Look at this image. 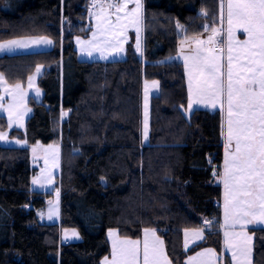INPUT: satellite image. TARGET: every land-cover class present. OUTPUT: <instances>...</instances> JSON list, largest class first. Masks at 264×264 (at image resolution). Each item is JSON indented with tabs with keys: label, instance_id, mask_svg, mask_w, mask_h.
Listing matches in <instances>:
<instances>
[{
	"label": "trees",
	"instance_id": "obj_1",
	"mask_svg": "<svg viewBox=\"0 0 264 264\" xmlns=\"http://www.w3.org/2000/svg\"><path fill=\"white\" fill-rule=\"evenodd\" d=\"M142 2L143 54L132 32L125 59L89 62L79 59L74 38L92 30L90 0H0V43L49 37L55 46L0 55L10 84L25 83L37 66L47 69L43 100L32 102L25 133L12 134L30 144L61 143V224L40 219L54 193L32 189L30 149L0 146V264H100L111 252L110 229L132 238L156 229L173 263L183 264L184 231L221 220L223 189L213 173L224 159L223 113L185 115L189 92L179 58L183 38L219 26L221 0ZM146 80L161 84L147 144ZM62 228H78L82 240L61 244ZM212 228L207 243L220 249L222 230ZM253 233V264H264V228Z\"/></svg>",
	"mask_w": 264,
	"mask_h": 264
},
{
	"label": "snow or ice",
	"instance_id": "obj_2",
	"mask_svg": "<svg viewBox=\"0 0 264 264\" xmlns=\"http://www.w3.org/2000/svg\"><path fill=\"white\" fill-rule=\"evenodd\" d=\"M134 4L128 10L129 3ZM93 7L99 8L96 14V31L92 39L85 42L77 39L81 51L101 53L102 58L124 52L123 42L127 40L126 31L134 27L137 33L136 49L141 50L139 33L143 21V5L140 0H123L122 3L97 4L93 0ZM116 10V22L109 18L108 10ZM227 13V55L225 49L217 44L216 37L220 29L212 28L206 40L200 37H191V43L196 45L191 55H184V45L188 37L181 41V56L188 69V90L190 100L188 108L193 103L210 104L212 108L220 107L225 111V159L223 175L220 177L224 186V220L225 228L241 225L239 233H224L225 246L232 251V257L237 264H250L252 237L244 229L247 225H264V0H227L221 4ZM123 12V16L119 13ZM203 15H207L206 12ZM223 23V20H221ZM177 27L183 28L177 23ZM242 29L247 34L243 42L235 38L237 30ZM205 30L209 29L205 26ZM123 38V40L121 39ZM87 44V48L84 46ZM32 44L52 45L53 41L47 37H38L28 40H10L0 44V51L27 48ZM141 54L142 51H141ZM41 66L35 69V75L28 78V88L35 85V78L41 74ZM0 85L4 93L11 96L12 103L4 111L8 112L9 127L16 124L23 126V116L30 109L18 110L16 103L19 97L23 101L26 92L21 83L9 86L3 74H0ZM158 87V82H153ZM36 95L40 89H35ZM4 97L0 96V108H3ZM145 118L144 138L148 136L147 121V85L145 87ZM7 132L0 131V141H6ZM20 143L19 140L16 141ZM52 148L53 146H49ZM35 152V149H33ZM58 157V149L56 156ZM47 163V161H46ZM51 182V172L47 175ZM39 181L34 179L33 183ZM59 192H57V197ZM51 204V201L49 202ZM58 213V209H57ZM49 219L53 218L50 209ZM203 230L194 233L196 237L203 238ZM73 236L77 234L72 233ZM115 236V233H110ZM151 236V240H149ZM185 236H188L187 231ZM187 246V240H186ZM112 259L105 257L104 264H171L164 251V242L154 229L145 230V239L141 247L139 240L113 239ZM200 257L209 255L215 257L216 253L208 250L199 253ZM197 257H190L189 264H195Z\"/></svg>",
	"mask_w": 264,
	"mask_h": 264
},
{
	"label": "rangeland",
	"instance_id": "obj_3",
	"mask_svg": "<svg viewBox=\"0 0 264 264\" xmlns=\"http://www.w3.org/2000/svg\"><path fill=\"white\" fill-rule=\"evenodd\" d=\"M122 2H123V0H121L120 3H122ZM100 4H104V2H101ZM132 5H134V4L130 2L128 10ZM98 12H99V8H94L93 5L90 7V16L92 17V23L93 24H92V30H91L89 37L76 36L74 38V44H75V47L78 51L79 59L81 61H89V62L96 61V60L115 61V60L125 59L127 57V53H128V51H127L128 43H129V40H131V38H132V34H131L132 30H129V28L126 31L127 40L123 42V47H124L123 53L116 54V55H109L107 59H104V58H102L101 53L98 51L93 50L92 55H88L87 51H84V52L81 51V45L79 43H77V39H79L81 41H85V42L92 39V33L96 31V24H97L96 14ZM108 14H109V18L112 20V22L115 23L116 22V10L115 9H109ZM119 14L121 16H123L124 13L121 12ZM212 28H217V27H210V28H208L209 29L208 31H210ZM190 37H193V36H190ZM190 37H188V38H190ZM35 38H38V37H34L31 39H35ZM47 38H49V37H47ZM28 39H30V38L17 39V40H28ZM49 39H51V38H49ZM121 39L123 40V38H121ZM8 41H10V40H8ZM4 42H6V41H4ZM4 42H1L0 44H2ZM84 46L87 48L86 43ZM54 47H55L54 41H53L52 45L32 44L31 46H29L27 48H16V49L10 50V51L9 50L0 51V55L47 51V50L54 49ZM46 70H47L46 67L43 66L41 69V74L39 76H36L35 85L31 89L28 88V80L25 83L21 82V85L24 88L26 95L24 96L22 102L20 101L19 97L17 98L16 103L19 105L18 110L20 112H23L25 107L27 109H30V111H27L23 116V126L22 127H19L16 124H13L11 127H9L8 112L4 111L3 109H6L8 107V104L12 103V98H11V96L6 95L4 93L3 86L0 85V96L4 97V100L2 102L3 108H0V122L5 121V126L4 127L0 126V131L7 132V139H6V141H0V146L28 147L30 149L31 167L35 171L33 178H32V181H31L32 189L35 191L53 192L54 193V196L49 200V202L51 201V204L48 202L46 210L44 212H42L41 214L45 215L49 221H58L60 214H61V193L58 189V183H59L58 177L61 174V145H60V143H58L57 141H54V142H51L49 144H44V143L38 141L34 144H30L25 138H20V137L14 136L12 134L13 131H15V130L20 131L22 133H25L27 122L33 116V114L35 112V109H34L32 102H35V101L41 102L43 100V97L45 95V91L41 87L40 80H41V77L46 72ZM0 74H3L4 78L7 80L6 76L4 75V73L1 70H0ZM34 75H35V72L31 76H34ZM8 85L12 86L14 84H10L8 82ZM36 88L40 89V94L38 96L36 95V92H35ZM144 116H143V127H142L143 133H144ZM17 140L20 141L19 144L16 143ZM144 141L147 144L149 140L144 139ZM49 146H53V147L50 148ZM33 149H35V152H33ZM56 149H58V157L54 160V156H56ZM46 161H47V163H46ZM49 172H51V175H52L51 182H48V180H47V175ZM34 179L38 180L39 182L34 184L33 183ZM223 188H224V186H223ZM57 192H59L58 197H57ZM222 199H223V196H222ZM219 204H221V202ZM50 209L52 210V214H53L52 219L48 218L49 214H50ZM57 209H58V213H57ZM223 209H224V206H223ZM212 227H213L212 222H210L209 224L207 223L205 225V229H207V231L209 233L213 232ZM216 227H219V226H216ZM223 227H224V225L222 226V229H223ZM262 227H264V225H252V224H250V225H247L246 228L244 229V231H246L247 234L252 237L251 255H253V256H254V240H255V235L253 233V229L262 228ZM232 229H236V230H232ZM155 231H156V235L161 236L160 234L157 233L158 231L156 229H155ZM224 231H225V227H224ZM227 231L230 234L234 233V232L239 233L242 231V228H241V225H239V224L236 225L234 228H232L231 222H230V226L227 228ZM73 232H75L77 235L73 236L72 235ZM224 233H223V244L225 241ZM63 239L65 241L70 240L72 242H77L78 240L79 241L82 240V235H81L78 228H67L63 232ZM223 248H226V251H227V254L230 258V261H232L233 263H236L237 261L235 259H233V257H232L231 249L226 247V246L224 247V245H223Z\"/></svg>",
	"mask_w": 264,
	"mask_h": 264
},
{
	"label": "crops",
	"instance_id": "obj_4",
	"mask_svg": "<svg viewBox=\"0 0 264 264\" xmlns=\"http://www.w3.org/2000/svg\"><path fill=\"white\" fill-rule=\"evenodd\" d=\"M120 2H121V0H119V3ZM140 2L143 5L142 0H140ZM226 2H227V0H221V4L222 3H225L226 4ZM221 4H220V24L217 27L218 29H220V34L216 37V40H217V44L220 47H223L225 49V61H222V62H225L226 63V55H227V47H226V45H227V35H226V29H227V13H226V9H224L223 10V16L221 15V12H222V10H221ZM133 8H134V5H132L129 8V11L132 10ZM143 10H144V6H143V9H142V12H143ZM90 18L92 19L91 16H90ZM221 20H223V23H221ZM129 30H132V32H135V34L137 36V33H136L134 27H129ZM205 32L202 33V34H200V35H198L200 37V39L206 40L207 37L211 34V31H205ZM31 38H34V37H30V39ZM235 38L237 40L243 42L244 40L247 39V34L244 33L242 29H240V30H237L236 31ZM19 39H26V38H19ZM139 39H140V42H141V50H140V52L141 51L143 52V45H144V27H143V21H142V25H141V32L139 33ZM14 40H17V39H14ZM182 40H185V38H183ZM181 41L179 43V58L183 61V64H184V59H183V56H181V52H180V49H181ZM195 47H196V45L194 43H191V37H190L188 40L185 41V45H184V55L185 56L191 55L192 52H193V50L195 49ZM184 67H185V64H184ZM56 68H58L59 71H60V73L62 74V59H60L58 61V63L56 64ZM185 72H186V79H187V85H188V69L186 67H185ZM153 82H158V87H154L153 86ZM146 85H147V102H148V108H147L148 136H147V139L146 140H149L150 139V133H151V106H152V97L160 92L161 84H160V82L158 80H146L145 81V84H144V92H143V116L145 114L144 103H145V87H146ZM188 92H189V90H188ZM189 100H190V94H189ZM189 100H188V104H189ZM197 109H204V110H209V111H221L223 113V117H224V136H223V140H224V150L223 151H224V159H225V149L227 147V143H226V139H225V131H226V126H225V111L223 109H221L219 106L216 107V108H212L210 104H207V102H205V103H199V104L193 103V106H192L191 109H189L188 108V105H187V107L184 109V113H185V115L187 117H190L191 114L195 110H197ZM144 118H145V116H144ZM143 139H145L144 138V134H143ZM58 143H60V142H58ZM60 145H61V143H60ZM224 159H223V165H224ZM222 189H223V200H224L223 183H222ZM44 211H41V213L44 212ZM222 212H223V215H222V223L224 225L225 224V220H224V209H223ZM41 213H40L39 216H40V219H41V221L43 223H46V224H61V214H60V217H59L58 221H49L47 219V217L45 215H42ZM224 227L222 229V244H221V248L220 249H217L214 246H212L209 243H207V240H206V238H207V234H206L207 233L206 232L207 229H205V227H203V228H195V229H186L184 231V240H183V246H184V250L186 252V256L184 258L183 264H189L190 257H197V261L195 262V264H237V262L236 263H233L232 261H230V258H229L228 254H227V251H226V248H223V245L225 247V242L223 244V233L227 230L225 228V231H224ZM232 228H234V227H232ZM262 228H264V227H262ZM65 229H67V228H62L61 229V232H60L61 244H66V243L72 242L70 240H66L65 241L63 239V232L65 231ZM255 229H258V228H255ZM145 230L143 231V234H142L141 237L132 238V237H124V236H121L119 234V231L118 230H116V229H110L108 231V233H107V238H108V241H109V244H110L111 252H110L109 255H107L105 257H107L109 260L112 259L113 239H116L117 241H122V240H139V241H141V247H142L143 241L145 239ZM198 230H203L202 231L203 238H199V237H196L194 235V233L196 231H198ZM232 230H236V229H232ZM186 231L188 233V236L187 237L185 236V232ZM110 233H115V236L110 235ZM157 233L159 234V232H157ZM157 236L161 240H163L165 254L167 255L168 259L171 261V264H174L173 261H172V259H171V257L169 256L165 238L163 236H159V235H157ZM149 240H151V236H149ZM186 240H187V246H186ZM208 250H212L213 252H215L216 253V256L215 257H211L209 255H206V256L200 257L198 255L199 253H202V252L203 253H207ZM105 257H103L101 259L100 264H104ZM253 259H254V256L250 254V257H249L250 264H253Z\"/></svg>",
	"mask_w": 264,
	"mask_h": 264
},
{
	"label": "built area",
	"instance_id": "obj_5",
	"mask_svg": "<svg viewBox=\"0 0 264 264\" xmlns=\"http://www.w3.org/2000/svg\"><path fill=\"white\" fill-rule=\"evenodd\" d=\"M93 1V0H92ZM109 0H96V3H101V2H104V3H106V2H108ZM220 176V174H219V172H217L216 174H215V178H218Z\"/></svg>",
	"mask_w": 264,
	"mask_h": 264
},
{
	"label": "water",
	"instance_id": "obj_6",
	"mask_svg": "<svg viewBox=\"0 0 264 264\" xmlns=\"http://www.w3.org/2000/svg\"><path fill=\"white\" fill-rule=\"evenodd\" d=\"M118 2H119V0H117V2H116V3H118ZM65 117H66V118L68 117V113H66V114H65Z\"/></svg>",
	"mask_w": 264,
	"mask_h": 264
}]
</instances>
